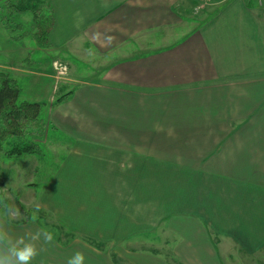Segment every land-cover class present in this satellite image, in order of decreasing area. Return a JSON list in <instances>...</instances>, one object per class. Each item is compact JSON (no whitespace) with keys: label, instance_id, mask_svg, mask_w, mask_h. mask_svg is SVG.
Instances as JSON below:
<instances>
[{"label":"crops","instance_id":"obj_1","mask_svg":"<svg viewBox=\"0 0 264 264\" xmlns=\"http://www.w3.org/2000/svg\"><path fill=\"white\" fill-rule=\"evenodd\" d=\"M51 4L53 168L0 211L33 264H264V0Z\"/></svg>","mask_w":264,"mask_h":264},{"label":"rangeland","instance_id":"obj_2","mask_svg":"<svg viewBox=\"0 0 264 264\" xmlns=\"http://www.w3.org/2000/svg\"><path fill=\"white\" fill-rule=\"evenodd\" d=\"M16 18L17 21L22 23V29L18 33L23 34L25 31H29V34L19 40L11 39L10 36L13 37V34L5 31L0 25V71L8 72L17 80L21 89L20 100L47 102L52 98V101H54L58 94L56 91L62 83L67 81L71 71L67 67L66 73L58 77L57 71L53 68V62L57 60L52 61V64H50L48 57L51 58L52 55L49 52L38 51L34 48V40L30 33V15L25 14L16 16ZM30 49L33 51L32 55L28 54ZM42 61L43 64H41ZM58 61L67 66L66 61ZM82 67L84 69V66ZM79 71L84 76L92 74L90 70L86 69ZM41 117H44L43 112ZM51 129L48 128L46 135L39 140V152L37 154L5 157L0 152V211L6 207L15 211L20 205L22 208L21 213L26 212L18 201L19 196L26 194L28 186L32 184H35L34 189L38 190V186L41 184L40 181L53 168V151L50 147H52V137L56 138V134H53L54 132ZM23 158L29 159V161H25ZM33 169H35L34 173ZM43 217L49 219L46 215H43Z\"/></svg>","mask_w":264,"mask_h":264},{"label":"trees","instance_id":"obj_3","mask_svg":"<svg viewBox=\"0 0 264 264\" xmlns=\"http://www.w3.org/2000/svg\"><path fill=\"white\" fill-rule=\"evenodd\" d=\"M0 13L1 27L16 40L29 34V31L18 33L22 23L16 16L29 14L35 50L50 47L48 37L54 25L51 0H0ZM31 50H28L29 55H32ZM20 94L17 80L8 72L0 71V152L5 157L37 154L38 142L50 127L41 117L45 103L20 100ZM68 94H57L52 105L65 100ZM18 209L22 211L20 205Z\"/></svg>","mask_w":264,"mask_h":264},{"label":"clouds","instance_id":"obj_4","mask_svg":"<svg viewBox=\"0 0 264 264\" xmlns=\"http://www.w3.org/2000/svg\"><path fill=\"white\" fill-rule=\"evenodd\" d=\"M4 215L12 216L13 213L5 208ZM44 243H51L53 235L43 233ZM41 239V232L35 234L13 236L5 220L0 219V264H33L40 255L41 248L37 242ZM86 256L77 250L67 258L66 264H86Z\"/></svg>","mask_w":264,"mask_h":264},{"label":"built area","instance_id":"obj_5","mask_svg":"<svg viewBox=\"0 0 264 264\" xmlns=\"http://www.w3.org/2000/svg\"><path fill=\"white\" fill-rule=\"evenodd\" d=\"M53 68L57 71L58 77L63 76L67 71V66L59 61L53 62Z\"/></svg>","mask_w":264,"mask_h":264}]
</instances>
